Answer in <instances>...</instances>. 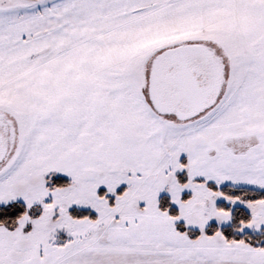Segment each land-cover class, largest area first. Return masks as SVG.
Instances as JSON below:
<instances>
[{"label":"snow or ice","instance_id":"1","mask_svg":"<svg viewBox=\"0 0 264 264\" xmlns=\"http://www.w3.org/2000/svg\"><path fill=\"white\" fill-rule=\"evenodd\" d=\"M0 264H264V0H0Z\"/></svg>","mask_w":264,"mask_h":264}]
</instances>
